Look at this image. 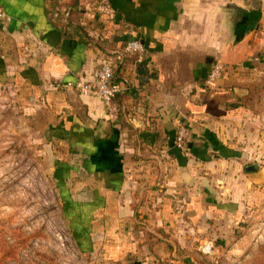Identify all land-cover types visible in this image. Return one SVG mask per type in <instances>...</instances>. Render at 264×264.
Here are the masks:
<instances>
[{
    "label": "crops",
    "instance_id": "0c3cea01",
    "mask_svg": "<svg viewBox=\"0 0 264 264\" xmlns=\"http://www.w3.org/2000/svg\"><path fill=\"white\" fill-rule=\"evenodd\" d=\"M100 1L0 0V100L62 145L54 176L84 248L106 264H177L238 226L259 180L245 167L264 177V0H109L112 15ZM131 39L141 62L123 52ZM106 60L127 85L117 120L75 86ZM216 60L225 68L208 88ZM179 121L189 155L174 144Z\"/></svg>",
    "mask_w": 264,
    "mask_h": 264
},
{
    "label": "rangeland",
    "instance_id": "374dc122",
    "mask_svg": "<svg viewBox=\"0 0 264 264\" xmlns=\"http://www.w3.org/2000/svg\"><path fill=\"white\" fill-rule=\"evenodd\" d=\"M50 135L24 107L0 100V264H106L75 237L54 176L62 145ZM254 190L238 226L213 233L186 261L182 249L177 264H264V177Z\"/></svg>",
    "mask_w": 264,
    "mask_h": 264
},
{
    "label": "built area",
    "instance_id": "2783aa9c",
    "mask_svg": "<svg viewBox=\"0 0 264 264\" xmlns=\"http://www.w3.org/2000/svg\"><path fill=\"white\" fill-rule=\"evenodd\" d=\"M99 10L112 15L114 9L109 0H101L98 5ZM8 19L4 8L0 4V20ZM123 52L128 55H137L138 61H143L145 58V48L139 39H131L126 42L123 47ZM116 63L111 60H106L101 63L95 71V80L93 82H77L75 84L80 94L91 96L101 100L106 108V114L110 120H117L120 113V106L115 100V96L119 91L125 90L127 85L113 83ZM224 64L220 60L212 63L209 74L205 81L208 88H212L214 82L223 74ZM191 139L190 129L179 121L177 125V133L175 138V147L180 149L185 155L190 154L189 142ZM168 157V154H164ZM173 208L177 213L183 214L187 210L188 199L185 195H172ZM204 253H209L212 250L211 245L201 248Z\"/></svg>",
    "mask_w": 264,
    "mask_h": 264
},
{
    "label": "trees",
    "instance_id": "16d2710c",
    "mask_svg": "<svg viewBox=\"0 0 264 264\" xmlns=\"http://www.w3.org/2000/svg\"><path fill=\"white\" fill-rule=\"evenodd\" d=\"M120 71H121V64H120V62L118 61V62H116V66H115V72H114V78H113V83H116V84H124V79H122V78H120L119 77V73H120ZM123 91H119L117 94H116V96H115V100H116V102L118 103V105L120 106V108H121V110H120V113H119V115H118V117H120L121 116V113H122V102L120 101V96H121V93H122ZM140 142V139L138 138L137 139V141L135 142V145L136 146H138L139 143ZM169 263H171V262H169Z\"/></svg>",
    "mask_w": 264,
    "mask_h": 264
},
{
    "label": "water",
    "instance_id": "95a60500",
    "mask_svg": "<svg viewBox=\"0 0 264 264\" xmlns=\"http://www.w3.org/2000/svg\"><path fill=\"white\" fill-rule=\"evenodd\" d=\"M245 172L247 174H249L251 177H256L258 175L259 176L258 179H262L263 178V176H262L263 175V172L260 169V165L258 163H251V164L247 165L245 167Z\"/></svg>",
    "mask_w": 264,
    "mask_h": 264
}]
</instances>
